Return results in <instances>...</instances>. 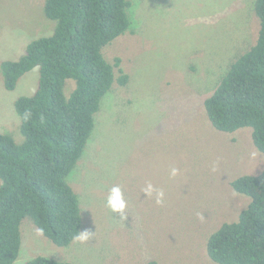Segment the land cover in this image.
I'll return each instance as SVG.
<instances>
[{
    "label": "rangeland",
    "instance_id": "obj_1",
    "mask_svg": "<svg viewBox=\"0 0 264 264\" xmlns=\"http://www.w3.org/2000/svg\"><path fill=\"white\" fill-rule=\"evenodd\" d=\"M130 31L106 47L129 77L103 98L84 155L68 177L91 237L59 247L23 219L14 264L36 256L72 264H215L206 243L223 223L237 220L249 199L231 182L264 170L251 130H216L204 100L230 65L257 41V0H131ZM45 0H0V64L17 60L56 22ZM117 71V70H116ZM117 74L118 71H117ZM39 69L7 91L0 74V133L23 141L15 100L32 95ZM75 88L70 80L66 95ZM178 170L172 176L171 170ZM163 191L146 197L148 184ZM119 186L126 219L106 199Z\"/></svg>",
    "mask_w": 264,
    "mask_h": 264
},
{
    "label": "trees",
    "instance_id": "obj_2",
    "mask_svg": "<svg viewBox=\"0 0 264 264\" xmlns=\"http://www.w3.org/2000/svg\"><path fill=\"white\" fill-rule=\"evenodd\" d=\"M131 8V0H45V15L56 22L52 34L29 42L19 59L0 64L7 91L39 69L35 92L14 103L23 141L0 133V264L16 262L25 218L59 247L82 233V210L68 177L84 155L103 98L114 84H128L121 59L108 61L104 50L130 31ZM254 9L260 21L256 43L230 65L204 108L220 132L250 129L264 154V0ZM70 80L75 88L67 96ZM231 186L249 203L237 220L210 234L208 257L215 264H264V170ZM25 264L72 263L36 256Z\"/></svg>",
    "mask_w": 264,
    "mask_h": 264
},
{
    "label": "clouds",
    "instance_id": "obj_3",
    "mask_svg": "<svg viewBox=\"0 0 264 264\" xmlns=\"http://www.w3.org/2000/svg\"><path fill=\"white\" fill-rule=\"evenodd\" d=\"M178 170L173 168L171 170V175L175 176L177 175ZM143 194H145L146 197H149L151 195H153V193L156 194V202L157 203H162V198H163V191L162 190H157L153 187V185H151L150 183L142 190ZM106 206L107 208L110 210V212L116 214L117 216H119V219L124 220L126 219V215H125V209H126V201L123 198V193L122 190L119 186H114L110 189V193L106 199ZM38 232L40 234L43 233V230L40 229L38 230ZM91 237V234L87 231L80 233L79 235L76 237L77 240L80 241H86Z\"/></svg>",
    "mask_w": 264,
    "mask_h": 264
}]
</instances>
